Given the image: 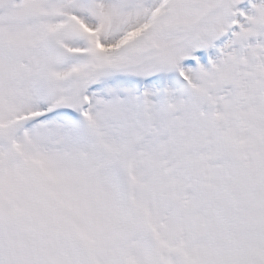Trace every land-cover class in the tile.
<instances>
[{
    "label": "snow or ice",
    "instance_id": "1",
    "mask_svg": "<svg viewBox=\"0 0 264 264\" xmlns=\"http://www.w3.org/2000/svg\"><path fill=\"white\" fill-rule=\"evenodd\" d=\"M0 264H264V0H0Z\"/></svg>",
    "mask_w": 264,
    "mask_h": 264
}]
</instances>
